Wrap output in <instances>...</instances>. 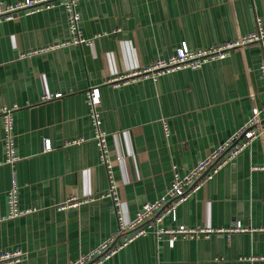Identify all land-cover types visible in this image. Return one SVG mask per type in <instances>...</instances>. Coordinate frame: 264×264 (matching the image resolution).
<instances>
[{
  "label": "crops",
  "instance_id": "1",
  "mask_svg": "<svg viewBox=\"0 0 264 264\" xmlns=\"http://www.w3.org/2000/svg\"><path fill=\"white\" fill-rule=\"evenodd\" d=\"M77 11L82 45L72 44L59 4L0 21V111H11L18 158L6 163L0 117V252L21 250L17 264H68L90 252L114 235L118 215L130 221L158 200L175 173L184 176L254 108L263 117L258 43L197 69L109 81L169 58L182 44L234 42L256 20L264 33V0H81ZM91 88L100 98L110 174L93 139ZM12 178L18 208L33 211L3 219ZM111 180L118 214L112 198L101 197ZM71 197L91 199L61 210ZM161 226L211 231L177 236L172 247L167 236L148 233L104 264H264V132Z\"/></svg>",
  "mask_w": 264,
  "mask_h": 264
},
{
  "label": "built area",
  "instance_id": "2",
  "mask_svg": "<svg viewBox=\"0 0 264 264\" xmlns=\"http://www.w3.org/2000/svg\"><path fill=\"white\" fill-rule=\"evenodd\" d=\"M81 0H18L12 4H3L0 0V21L14 19L18 14L29 15L41 10L51 8L55 4L64 7L68 17V28L73 36L72 44L82 45L87 40L82 37L79 31V14L77 11L78 3ZM258 43L261 51V63L259 72L264 84V33L256 20L255 29L244 36H240L234 42H226L224 44L210 46L208 48H199L190 50L185 44H182L175 53L167 59H160L149 66L135 68L124 74L123 76L112 78L109 82L115 85L124 84L131 81L140 80L141 78H156L164 74L175 72L181 69H197L203 64L216 59L224 58L231 49H243L249 44ZM63 45V44H62ZM52 97H59V94L47 96L43 99L49 100ZM87 103L89 106L90 122L93 130V139L97 145L99 152V161L104 164L108 174L112 167L108 160L106 149V135L101 128V119L99 114L100 98L97 88H91L86 92ZM262 116L259 110L254 108L251 119L246 122L239 130H237L229 138L218 144L203 159L196 164L182 177L174 174L169 188L165 194L153 203L143 204L136 212L134 218L125 222L121 216H117V228L113 236L105 242H102L90 252L83 254L71 260L68 264H104L113 257L119 250L125 248L129 243L152 233L155 237H168L170 247L174 245L177 236H194L200 232H210L211 230H200L197 228H187L178 226L176 228L161 226L162 219L166 216L175 218L177 207L187 200L196 190L201 188L211 177L217 173L224 165L232 162L235 157L256 137L264 132V108ZM0 117L2 119L4 151L6 163L13 164L18 160L15 155L16 148L13 135V118L11 111L1 110ZM82 141L75 140L72 143ZM44 150H50L49 140L43 142ZM15 180L11 179V190L7 196V215L3 218H15L32 212L33 210H21L17 206V196L15 191ZM116 185L111 180L107 192L101 197H111L115 212L118 214V200L116 196ZM91 197L86 198H68L59 208L66 209L69 207H77L82 203H86ZM2 219V218H1ZM0 219V220H1ZM236 231H240L239 225H236ZM21 250L2 251L0 252V264H17L24 258Z\"/></svg>",
  "mask_w": 264,
  "mask_h": 264
}]
</instances>
